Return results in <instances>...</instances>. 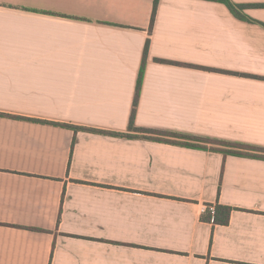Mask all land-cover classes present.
I'll use <instances>...</instances> for the list:
<instances>
[{
  "label": "crops",
  "instance_id": "obj_1",
  "mask_svg": "<svg viewBox=\"0 0 264 264\" xmlns=\"http://www.w3.org/2000/svg\"><path fill=\"white\" fill-rule=\"evenodd\" d=\"M152 10L0 0V264H264V152L128 130L148 39L136 127L264 148V7Z\"/></svg>",
  "mask_w": 264,
  "mask_h": 264
},
{
  "label": "trees",
  "instance_id": "obj_2",
  "mask_svg": "<svg viewBox=\"0 0 264 264\" xmlns=\"http://www.w3.org/2000/svg\"><path fill=\"white\" fill-rule=\"evenodd\" d=\"M210 1H216L223 3L229 10L230 12L236 16L239 19L242 20H252L250 19L245 13V9L250 8V7H264V3H259V4H241V3H235L232 0H210ZM158 0H153V10H152V18L151 22L154 19L156 7H157ZM73 17V16H71ZM75 18V17H74ZM148 39L145 41L144 49H143V58H142V63L138 72V77H137V83H136V95L134 97L133 101V106L131 110V114L129 117V122H128V130L130 131H142V132H151L155 133L159 136H154V137H149V136H144L145 138H153L156 140H169L166 139L165 137H173V138H179L182 139V141H173V143H177L186 147H195V148H206L205 145H202L201 142L203 143H209L211 145L217 144L222 147L218 146H212L210 147L211 150L215 151H220L223 152L224 154H234V155H241V156H250V157H260L263 155L261 152H264L263 147H258V146H252V145H246V144H241V143H235V142H229V141H221L217 139H211V138H206V137H199V136H193V135H188V134H182V133H177V132H170V131H161V130H149L145 128H140L136 127L134 125V112H135V105H136V98L140 89L141 81H142V76L144 72V63L148 51ZM65 126H71L74 130L81 128L75 125H68L66 124ZM84 129V128H83ZM89 131H97L94 129H87ZM226 147V148H225ZM253 151V152H250ZM231 212V207L222 205V204H216L214 206L213 212L210 210L205 211L201 218L206 221H213L214 223H219V224H225L229 220Z\"/></svg>",
  "mask_w": 264,
  "mask_h": 264
},
{
  "label": "rangeland",
  "instance_id": "obj_3",
  "mask_svg": "<svg viewBox=\"0 0 264 264\" xmlns=\"http://www.w3.org/2000/svg\"><path fill=\"white\" fill-rule=\"evenodd\" d=\"M250 152H253V151H250Z\"/></svg>",
  "mask_w": 264,
  "mask_h": 264
},
{
  "label": "built area",
  "instance_id": "obj_4",
  "mask_svg": "<svg viewBox=\"0 0 264 264\" xmlns=\"http://www.w3.org/2000/svg\"><path fill=\"white\" fill-rule=\"evenodd\" d=\"M212 209V208H211Z\"/></svg>",
  "mask_w": 264,
  "mask_h": 264
}]
</instances>
